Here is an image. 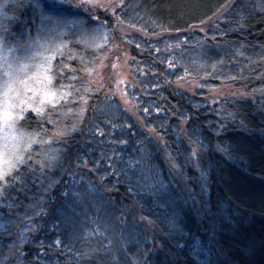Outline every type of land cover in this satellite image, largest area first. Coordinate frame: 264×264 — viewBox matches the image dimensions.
Instances as JSON below:
<instances>
[{
  "label": "trees",
  "instance_id": "trees-1",
  "mask_svg": "<svg viewBox=\"0 0 264 264\" xmlns=\"http://www.w3.org/2000/svg\"><path fill=\"white\" fill-rule=\"evenodd\" d=\"M42 9L1 3L5 38L27 41ZM88 19L136 30L117 38L129 55L130 107L80 84L96 71L98 50L83 17L65 16L49 71L68 99L17 121L35 139L6 178L0 217L28 214L46 188L50 196L8 264H264V0H120ZM185 76L229 83L233 93L214 100L184 90ZM61 133L71 140L58 144ZM57 155L75 169L59 174ZM12 242L0 238L1 257Z\"/></svg>",
  "mask_w": 264,
  "mask_h": 264
},
{
  "label": "rangeland",
  "instance_id": "rangeland-1",
  "mask_svg": "<svg viewBox=\"0 0 264 264\" xmlns=\"http://www.w3.org/2000/svg\"><path fill=\"white\" fill-rule=\"evenodd\" d=\"M4 1L0 0V5ZM36 1L41 5L44 4V9H42L40 14L41 19L39 22L36 23L32 31H27L29 34L27 41H22L21 38H18L19 35L16 37V44L14 42L10 43V38H5V36H8L6 35L7 29L0 27V154H3L5 161L11 160L14 163L18 162L16 161V157L21 156L26 150L25 146L30 145L35 139L34 135L19 131L17 127V121L23 113L27 110L39 109L41 111L43 110L42 106L46 103L57 105L60 102H66L68 99L66 91L61 87L62 85L59 83L55 85L53 83V75L49 71L51 61L61 51V46L64 43L59 31L61 26L60 21L65 16L80 14L83 17L85 22H87L88 44L91 50H93L92 52L98 50V54L94 59L98 64L96 71L90 73V76L80 82V84L82 86L85 85V88L90 90L92 87L100 90L110 89L122 104L130 107L125 94V88L131 79L128 63L129 55L125 46L117 43V38L118 35L119 37H123L126 33H136V30L118 22H113V28L107 29L100 22H91L88 19V16L94 17V15L98 16V14H111L119 5L120 0H57V3L62 4L58 12L51 11L48 7L52 4L53 0ZM50 23L52 25L59 24L58 29L53 26L55 32H53ZM5 72L12 73V87L8 91H6V81L9 80V77L5 75ZM200 80L185 76L178 80L177 85L190 92L201 88L204 90L206 97L208 95V98H210L211 95L214 100L216 98H224L233 93L231 92L232 86L229 83L220 82L219 85L211 87L207 85L203 86L202 83L205 82L201 80L202 83H199L198 81ZM76 104L79 106L80 103L75 102V99L72 97L67 106L73 109ZM81 110L79 111L77 107L76 113L71 116L69 133L79 126ZM5 113L8 115L5 116ZM67 136V134L66 136L59 135L55 141L58 143L60 140H64L65 142L68 139ZM70 140L68 139V141ZM194 151L198 153L195 147ZM63 152H60V154ZM57 156L60 160V164L58 165L63 166L64 163V166L60 167L59 174L68 167L75 169V162L70 164L68 162L69 159L64 162L62 157ZM3 168L7 171V163L3 165ZM49 194L50 190L48 188L38 193L27 205L32 210L28 211V214L24 216H12L8 209L4 211L7 218L4 219L3 215L0 217V238L11 237L13 242L8 252L5 253V257H1L0 254V263L8 264L11 260H17L23 245V240H21L22 232L31 228L32 221L38 217H34V215H41V210L44 211L46 207L45 196L48 195L49 197ZM137 218L147 231H154L149 226L147 220L141 216H137Z\"/></svg>",
  "mask_w": 264,
  "mask_h": 264
},
{
  "label": "snow or ice",
  "instance_id": "snow-or-ice-1",
  "mask_svg": "<svg viewBox=\"0 0 264 264\" xmlns=\"http://www.w3.org/2000/svg\"><path fill=\"white\" fill-rule=\"evenodd\" d=\"M61 6H62L61 3H57V0H53L52 4L49 5L48 7L51 11L58 12L60 10ZM5 75L9 77V80L6 81V91H8V90H11V87H12V84H11L12 73L11 72H5ZM7 115L8 114L5 113V116H7ZM61 135H62V133H61ZM25 147L26 148L30 147V145H26ZM47 158L51 162V161H54L57 157L55 155H51V156H48ZM16 161H18L19 164L24 163L22 156H17ZM5 163H7V165H8L7 171H5L3 168V165ZM15 167H17L16 163H14L11 160L5 161L3 159V154H0V181H4L3 187H0V194L3 193V188L8 187L7 182H6V178L11 174L12 169Z\"/></svg>",
  "mask_w": 264,
  "mask_h": 264
}]
</instances>
